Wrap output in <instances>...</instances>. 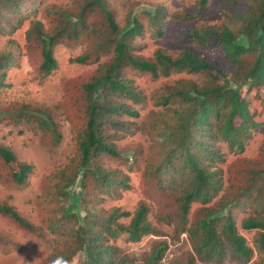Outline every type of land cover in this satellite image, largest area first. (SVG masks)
<instances>
[{
    "label": "trees",
    "instance_id": "obj_1",
    "mask_svg": "<svg viewBox=\"0 0 264 264\" xmlns=\"http://www.w3.org/2000/svg\"><path fill=\"white\" fill-rule=\"evenodd\" d=\"M215 1L179 0L173 9L168 0H142L143 17L130 13L123 21L108 0H0V37L27 25L24 44L9 41L0 51V93L21 53L37 52L40 77L56 76L64 86V98L53 107L66 109L69 121L75 114L85 120L78 129L79 163L72 164L78 168L62 188L69 191L67 209L62 221L55 219L76 244L69 255H60L68 264H115L123 243L132 247L151 235L166 236L153 226V217L165 208L172 211L161 221L174 224L175 240L184 234L190 243L188 263L197 258L219 264L227 252L239 263L264 264V0H224L222 18L212 12ZM78 48L68 62L85 72L81 84L80 76L64 80L61 73L62 54ZM138 79L159 86L154 109L139 128L150 134L148 122L158 121L159 163L143 173L144 199L105 204L98 194L130 189L123 171L107 162L125 158L127 165L135 156L127 158L117 142L147 107ZM75 85L72 95L69 87L73 91ZM30 116L59 139L52 110L37 108ZM259 129L256 155L243 156ZM232 157L237 158L228 163ZM0 159L5 169H14L12 182L24 185L30 165L17 166L2 146ZM196 203L197 216L186 227ZM0 214L31 230L11 207L0 205ZM166 249L161 242L139 261L125 254L117 264H156Z\"/></svg>",
    "mask_w": 264,
    "mask_h": 264
},
{
    "label": "rangeland",
    "instance_id": "obj_2",
    "mask_svg": "<svg viewBox=\"0 0 264 264\" xmlns=\"http://www.w3.org/2000/svg\"><path fill=\"white\" fill-rule=\"evenodd\" d=\"M108 1L116 3V5L113 4L116 6L114 11L119 20L125 21L126 15L130 13H133V16L138 20L144 15L145 5L142 4V0ZM143 1L146 4L148 0ZM165 1L167 0H161L162 3ZM234 1L228 0L229 4ZM175 4L178 5L179 0H168L167 2V5L173 9ZM211 9L216 16L222 18L224 0L213 2ZM230 14L228 11L227 15ZM175 24V21L169 20L170 26ZM26 28L27 25H23L15 29L13 33L0 37V51L6 47L9 41L24 44ZM78 52L79 48L62 54L63 58H60L61 73L64 80H69L72 76H80L81 84L85 72H82L83 69L77 72L76 67L68 62L69 56ZM21 54L18 67L13 68L9 73L4 82L5 88L0 93V146L13 153L17 166L28 164L31 169L24 185L18 186L11 180L14 169H5L4 163L0 159V205L11 207L25 220L31 230L20 226L8 215L0 214V264H48L57 255H69L71 252L68 253V251L76 246L70 237H65L68 232L58 221H62L60 216L67 209V200H69L66 195V192L69 193V191L63 193L62 190L66 183L65 177L78 168L73 170L72 164L78 165L79 163V158H77L79 154V150H77L78 129L80 127L83 129L82 125L85 120L82 121L79 115L75 114L69 121L66 118L69 114L66 109L53 107L64 98L62 90L64 86L56 76L46 79L40 77L37 68L41 63V57L37 52L31 53V55ZM214 60L219 66L225 67V63L220 58L217 57ZM136 82L147 98V107L137 118L134 127L126 128L129 132L126 134L123 132L124 137L117 142L120 145V152L127 158L130 157V153H135V156L129 158L127 165L124 164L125 158L107 162L108 164L112 163L110 168L123 171L127 176L126 182L130 189L123 192L122 195L109 191L103 195L98 194L105 204L113 200H121L122 203L129 202L134 205L135 202L144 199L141 191L146 183L141 180L143 173L149 169H156L159 163L163 131L159 128L158 121L153 124L148 122L150 134L144 132L145 129L142 131L139 129L145 126L144 121H147L149 113L154 109L152 104L156 101L155 90L159 86L143 79H138ZM69 91L75 95L77 86H74L73 91L69 87ZM244 98L248 100L249 97L244 96ZM22 108H25L26 112H21ZM37 108L50 109L55 113L57 117L55 121L58 125L54 128L59 139H55L49 130L40 129L35 122L37 117L30 116L31 111ZM26 116L29 117L28 121ZM262 130L252 132L251 140L242 153L243 156L249 158L256 155L263 137ZM236 158H230L228 163ZM72 190L75 193L78 192L79 186L75 185ZM73 191L71 194H75ZM105 207L108 210L109 206L105 205ZM198 209V203L191 206L186 227L195 220ZM168 211H172V209L165 208L163 212L153 217L154 228L161 230L166 236L151 235L132 247L123 243L114 260L115 264L124 262L125 254L128 258L139 261L141 253L151 251L155 245L157 246L161 242L167 244V249L162 261H158L156 264H190L188 258H192L190 255H193V252L185 235L181 234L178 240H175L174 234H172L174 224L168 225L160 219ZM153 212L157 214L155 210ZM246 215L247 212L239 215L237 222L239 223L240 219ZM55 219L60 220L56 221ZM246 237L250 241L251 235H246ZM76 255H71V257ZM252 262L253 260L248 264H252ZM193 264L215 263H205L195 258ZM219 264L244 263L232 260V254L226 252Z\"/></svg>",
    "mask_w": 264,
    "mask_h": 264
},
{
    "label": "clouds",
    "instance_id": "obj_3",
    "mask_svg": "<svg viewBox=\"0 0 264 264\" xmlns=\"http://www.w3.org/2000/svg\"><path fill=\"white\" fill-rule=\"evenodd\" d=\"M6 149V148H5ZM12 153V152H11ZM13 154V153H12ZM74 187V186H73ZM72 187V188H73ZM71 188V189H72ZM66 192V191H65ZM66 193H68V192H66ZM7 207H9V206H7ZM163 259V258H162ZM133 260H135V259H133ZM160 261H162V260H160ZM159 261V262H160ZM51 264H68V261L66 260V259H64V257H62V256H57L55 259H53L52 260V262H51Z\"/></svg>",
    "mask_w": 264,
    "mask_h": 264
}]
</instances>
